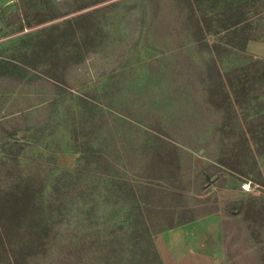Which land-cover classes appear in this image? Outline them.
Returning a JSON list of instances; mask_svg holds the SVG:
<instances>
[{"label":"rangeland","instance_id":"rangeland-1","mask_svg":"<svg viewBox=\"0 0 264 264\" xmlns=\"http://www.w3.org/2000/svg\"><path fill=\"white\" fill-rule=\"evenodd\" d=\"M230 2L194 7L203 17ZM187 14L179 0H0V143L23 149L4 162L0 146V264H159L158 233L210 216L223 264H264V119L249 143L240 126L264 112V91L232 122L205 112L177 130L195 105L176 84L208 56L173 54ZM217 59L224 72L264 60V39ZM187 132L200 142L176 161L168 142ZM202 230L168 242L191 244Z\"/></svg>","mask_w":264,"mask_h":264},{"label":"trees","instance_id":"trees-1","mask_svg":"<svg viewBox=\"0 0 264 264\" xmlns=\"http://www.w3.org/2000/svg\"><path fill=\"white\" fill-rule=\"evenodd\" d=\"M194 1L179 0V3L184 5V10L188 13L187 16L192 26L188 28L189 33L186 37H176L177 42L173 54L183 52L189 47H204L208 56L200 65L197 60L191 59L184 66L187 71L182 75L185 76L184 83L176 84L180 89L182 98H186V104L190 102L195 105L193 112L190 114L185 112L183 118L180 119L179 117L177 120L175 128L179 131L184 130V122L187 124L186 126H189L187 130L190 127L194 128L196 123L201 121L199 113L203 116V113L207 112L215 117H223L225 114L227 120L232 122L230 114L235 113L240 103H248L252 92L264 91V60H256L225 72L221 69L220 63L217 62L222 51L235 50L243 47L248 41L264 39V0H236V2L225 4L220 12L215 11L216 13L203 17L197 15ZM217 1L219 0H212L211 6L213 7ZM197 79L202 84L199 89L196 84ZM255 80L256 84H251ZM185 84H189V87H184ZM206 91L209 93L207 94ZM259 97L260 95L257 96V99ZM182 98L177 99L179 103ZM260 119H264V112L258 113L249 121L240 124L243 140L252 135V132H256L254 131L256 126L253 123ZM197 139L199 138L196 132H187L185 139L179 137L168 139V144L172 145L170 147L176 154H173L175 160H180L181 155L188 156L185 150L194 151L189 142L199 143L200 141ZM246 141L249 143L248 139ZM0 146L2 149L1 157L4 162H9L8 160L19 161L23 149L17 140L5 138L1 141ZM181 147L186 149L181 150ZM217 164L223 165L220 161H215L211 166L216 168ZM256 176L258 177L257 183L262 184L260 173L257 172ZM15 202L16 204L19 203L17 199ZM53 203L54 201L50 205ZM41 205L42 201L38 211ZM179 207L184 208L183 206ZM32 224L36 225V228H42V225H45L44 214L40 217L39 213L36 221ZM154 256L156 258L159 256L156 251ZM159 264L162 263L159 262Z\"/></svg>","mask_w":264,"mask_h":264},{"label":"crops","instance_id":"crops-1","mask_svg":"<svg viewBox=\"0 0 264 264\" xmlns=\"http://www.w3.org/2000/svg\"><path fill=\"white\" fill-rule=\"evenodd\" d=\"M197 227L203 230L200 237L192 239V245L187 243L186 239L194 235H190L180 242H168L170 236L182 234L181 231L183 230ZM219 227V219L210 216L191 220L158 233L155 237V245L159 251L161 263L223 264V244Z\"/></svg>","mask_w":264,"mask_h":264},{"label":"built area","instance_id":"built-area-1","mask_svg":"<svg viewBox=\"0 0 264 264\" xmlns=\"http://www.w3.org/2000/svg\"><path fill=\"white\" fill-rule=\"evenodd\" d=\"M240 187H241L242 190L248 191L250 189V184L249 183H245V184H242Z\"/></svg>","mask_w":264,"mask_h":264}]
</instances>
